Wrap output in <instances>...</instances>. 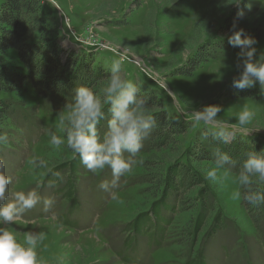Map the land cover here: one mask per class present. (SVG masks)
Instances as JSON below:
<instances>
[{
  "label": "rangeland",
  "instance_id": "374dc122",
  "mask_svg": "<svg viewBox=\"0 0 264 264\" xmlns=\"http://www.w3.org/2000/svg\"><path fill=\"white\" fill-rule=\"evenodd\" d=\"M40 2L61 55L67 51L93 56V68L106 76L92 87L94 91L107 80L112 61L120 59L122 75L140 88L151 114H165L168 124L180 128L181 134L154 127L134 158L138 163L133 171L121 177L115 189L119 198L113 200L99 188L101 182L111 180L110 170L93 174L67 150H54L48 142L47 130H56L59 111L72 103V95L44 99L30 85L15 94H0L12 110L0 126V133L7 136L0 144V160L12 181L9 198L16 190L40 184L41 195L55 201L47 210L38 204L13 224L0 226L13 230L21 240L29 231L46 233L39 247L44 264H264V213L256 228L241 201L230 197L236 185L231 180L222 186L213 184L204 172L213 162L195 163L189 157L198 143L208 147L205 136L216 130L193 118L194 110L209 105L222 108L219 123L229 137L254 139L264 148V103L239 96L241 90L231 85L241 70L240 49L211 50L231 35L230 23L228 30L224 25L233 10H243L245 16L237 28L264 30V0H244L239 8L230 4L232 0ZM254 47L257 54L264 52V37ZM199 48L215 57L199 63L189 76L181 75ZM0 63L24 72L15 51L0 54ZM252 89L257 92L259 84L243 90ZM243 108L255 113L248 129L239 128L236 120ZM105 113L97 126L100 135L106 130L107 105ZM253 128L259 130L249 133ZM33 156L45 168L33 169L29 164ZM72 164L77 167L71 172ZM47 169L51 171L45 175ZM186 170L189 179L200 183L173 191L166 176ZM55 172L63 179L57 180ZM152 178L155 182L150 184ZM256 187L264 191V185ZM204 198L211 212H203ZM155 208L161 221L152 220ZM135 222L140 233L134 232ZM155 222L160 225L153 233L148 225Z\"/></svg>",
  "mask_w": 264,
  "mask_h": 264
},
{
  "label": "clouds",
  "instance_id": "9594fccd",
  "mask_svg": "<svg viewBox=\"0 0 264 264\" xmlns=\"http://www.w3.org/2000/svg\"><path fill=\"white\" fill-rule=\"evenodd\" d=\"M244 0H232L230 4L239 6ZM247 7V5H245ZM243 10L237 16L243 17ZM228 44L239 48L238 58L241 68L233 77L232 87L243 90L259 84L264 91V52L257 54L252 37L244 34L234 24ZM243 37V38H242ZM110 75L97 91L88 86L74 89L72 103L66 104L59 111L55 131L47 130L48 142L54 150L65 149L72 159L80 163L93 174L110 170L111 180L101 182L99 188L109 192L113 200L119 198L115 189L121 177L130 174L138 163V153L143 148V141L156 126V120L147 107L146 100L139 95L140 88L122 75L120 59H114L109 68ZM106 130L101 136L97 125L106 117ZM219 105L205 106L194 110L193 118L198 123L213 125L216 130L210 132L212 139L228 143L229 134L219 123L222 112ZM254 111L243 108L236 114L238 126L248 129L253 122ZM259 129H251L253 132ZM207 139V136L205 137ZM7 136L0 133V144L6 142ZM127 154V157L125 156ZM33 169L45 168L44 162L33 156L29 160ZM4 162L0 160V225H11L26 212L43 204L47 210L55 201L51 197H43L39 192L40 184L27 191L16 190L9 198L11 178L2 171ZM227 153L216 149L212 165L205 169V178L213 184L222 186L231 180L236 185L230 193L233 201H243L250 206L264 204V191L258 185H264V151H252L239 165ZM51 169H47V175ZM57 180L63 177L59 172L53 173ZM44 232H26L23 239L18 238L13 230L0 226V264H44L39 256V247L45 239Z\"/></svg>",
  "mask_w": 264,
  "mask_h": 264
},
{
  "label": "trees",
  "instance_id": "16d2710c",
  "mask_svg": "<svg viewBox=\"0 0 264 264\" xmlns=\"http://www.w3.org/2000/svg\"><path fill=\"white\" fill-rule=\"evenodd\" d=\"M40 8V0H0V54L15 51L17 61L24 69L23 73H17L9 66L0 63V94H15L30 85L41 98L64 99L63 94L73 96L74 89L79 86L84 85L92 88L100 80L105 79L106 76L99 72L100 70L93 68L95 61L92 58L93 56H79L73 54V52L67 54V51H65L64 56L61 55L60 48L50 37L51 32L47 22L49 18L41 14ZM238 11L240 10L232 11L231 16L227 19V24L224 25L225 28L228 23H230L229 27H233L234 24L236 25L240 20L245 19L244 15L243 17L237 16ZM226 30L228 29L226 28ZM244 34L258 42L264 37V30L261 31L259 28L244 30ZM236 49L239 48H234L228 44L227 37L211 48L212 51L217 50L218 52H229ZM213 57L215 55L207 54V52L202 51V48H199L193 56V61L188 64V69L180 72V74L189 76L199 63L207 62ZM254 90L247 92L241 90L239 96L250 97L264 103V91L258 89L255 92ZM10 111L12 112L10 104L7 101L0 100V126H3L9 120ZM154 118L156 120L155 127L165 128L171 135L181 134L180 128L168 124L169 119L165 114ZM206 136L208 147L205 144L198 143L189 150V157L192 162H213L214 152L219 149L237 162L236 170L233 171L238 172L240 163L248 153L253 150L256 152L264 151L260 142L254 139L245 141L231 136L229 137V143L225 144L212 139L210 132H207ZM76 167L75 164H72L69 170L72 172ZM186 172L187 170L185 172L170 171L168 173L166 180L172 186L173 191L176 187L185 191L200 183L196 180L192 181L193 177L189 179L190 174H186ZM153 182H155V178L149 180L150 184H153ZM204 203L203 212H211L212 206L207 203L205 198ZM241 203L253 225L256 228L259 227L262 223L264 207L262 205L250 206L243 201ZM155 209L151 212L152 220L161 221L158 208ZM147 219L146 221H148ZM156 222L153 225H148L153 229V233L157 232L160 225V222H158V225ZM133 225L134 232L140 233L139 224L135 222ZM144 226L143 228H148Z\"/></svg>",
  "mask_w": 264,
  "mask_h": 264
}]
</instances>
